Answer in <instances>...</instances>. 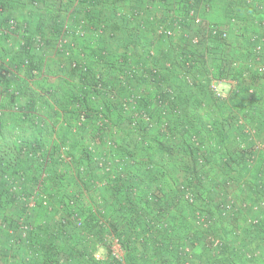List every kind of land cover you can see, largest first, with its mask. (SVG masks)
Segmentation results:
<instances>
[{
    "label": "trees",
    "instance_id": "1",
    "mask_svg": "<svg viewBox=\"0 0 264 264\" xmlns=\"http://www.w3.org/2000/svg\"><path fill=\"white\" fill-rule=\"evenodd\" d=\"M25 1L30 11L44 5L37 25L14 17L0 0V264H236L234 257L243 255L232 223L238 210L231 195L218 190L241 173L236 159L220 155L217 142L224 132L243 131V124L231 99L215 96L210 80H227L226 97L242 94V103L256 104L264 33L241 32L235 7L251 12L264 0H229L226 37L211 33L210 25L218 23L206 29L202 11L209 0H196L200 23L185 18L171 37L157 33L150 14L164 11L157 22L175 10L186 15L187 0ZM10 18L18 19L14 30ZM80 20L83 36L76 33ZM46 31L54 33L51 51L44 46ZM37 35L41 47L35 46ZM235 35L243 47L234 44ZM61 37L67 42L58 49ZM50 101L58 108L53 115ZM125 102L140 115L134 127V110ZM220 105L228 109L218 119ZM80 113L85 119L78 123ZM7 118L11 129H3ZM244 135L233 146L248 160L253 146ZM217 165L219 174L213 172ZM199 197L204 209L190 211V228L184 211ZM258 209L251 216L258 222L244 229L247 236L264 234V209ZM216 215L231 226L228 232ZM21 225L27 226L25 237ZM187 228L188 238H204V263L183 247ZM215 237L220 242L211 257L205 246ZM114 240L124 251L122 261L112 255Z\"/></svg>",
    "mask_w": 264,
    "mask_h": 264
},
{
    "label": "crops",
    "instance_id": "2",
    "mask_svg": "<svg viewBox=\"0 0 264 264\" xmlns=\"http://www.w3.org/2000/svg\"><path fill=\"white\" fill-rule=\"evenodd\" d=\"M209 1L210 5H208V7H206V5L204 6L206 10L205 8L203 9V7H201V9H203L202 12H204V24H207L206 29L209 28L208 25L211 22L218 23L219 25H223L224 27L225 24L228 23L227 20H225V16L229 11V0ZM5 2H7V6L10 7L9 12L12 15L16 16L19 20H31L30 23H33L34 25H37L39 23V19H42V15L45 14L42 10V8H44V5L40 6L41 8L38 9L32 8L30 11L25 7V0H5ZM235 9L236 12H238V27L241 32L250 30L264 33V5L262 6V8L251 10V12L247 11L246 7H243L242 5L237 6V8L235 7ZM235 38L236 40L234 44H236V46L243 47L244 44L242 42L241 35H235ZM239 50H241V48H239ZM232 53L234 54V51H232ZM236 54L238 57L243 58L240 52ZM204 59V63L206 64V66L210 67L212 63L207 58V53L205 52V50ZM254 89L255 94H257L259 98L256 99L257 101L255 105H246V103H242V101L244 100L242 94H239L237 97H226L225 94V99H231L230 107H232L233 111L238 115V118L241 120V124H243L242 127L244 129L241 127L243 131H239V129L235 128L227 132L228 134L224 132L223 140H219L217 142V149L220 152V155L228 154L232 157V159H236L239 164V170L241 173L235 182L232 181L230 185H223L219 188L220 190L222 189V192L225 191L231 195V203H234L235 210L236 208L238 210L236 219H232L233 225L238 228L237 233H241L240 237L237 240V249L240 250V246L256 250L259 248V251H256V253H260L258 258L250 262L248 260L242 259L241 257H234V260H236V264L238 263L239 259L242 260L241 264H264V259L261 255L264 252L262 251V248L260 249V241L262 240L261 237H264V234L256 232V234H253L252 238V235L248 236L249 239H251L249 240L250 243L248 245H246V243L244 242L241 243V240H248V238H246L247 235L244 232V229L247 225V223L245 222L246 218H249L254 214L253 210L250 207V204H252L253 202H259L264 209V178L261 177V174L264 173V80L261 79V81L257 85H255ZM222 99L224 100V97ZM57 109L58 108L55 106V104L50 101V103L48 104L49 114L55 113ZM227 109L228 108H225L226 111ZM216 110L217 111L215 113L218 114L217 118L221 119L219 117L222 116L223 112H226L224 110V106H216ZM57 113L62 117L60 112ZM241 132L242 134H245L243 141H245L247 144H252L253 146V151L251 153L252 155H250L248 160H246L247 158L241 154L240 150H237V148L234 149L235 144L233 140L237 139V135H240ZM217 168H214L213 172L219 174L220 166L217 165ZM241 182H244L246 184V187H242L241 185H239ZM241 204L245 205L241 207ZM216 216H218L216 220L220 223V227L222 228L223 232H228L230 226L225 227L227 221L219 215ZM231 242L235 243L232 240Z\"/></svg>",
    "mask_w": 264,
    "mask_h": 264
},
{
    "label": "built area",
    "instance_id": "3",
    "mask_svg": "<svg viewBox=\"0 0 264 264\" xmlns=\"http://www.w3.org/2000/svg\"><path fill=\"white\" fill-rule=\"evenodd\" d=\"M33 2L36 4V0H33ZM187 3L188 5L186 6V9H187V13L186 15H181V12L178 13V10H175V12H170V15L169 17L167 18V20H165L164 22H157V19H160L162 14L164 13V11H153V12H156L155 14H150V19L151 21L153 20H156V31L157 33L161 34V35H164V36H167V37H171L173 35H175V33L177 32V30L180 29V24L181 22H183L185 20V18H191L193 19V22L195 24H198L202 21V17L201 15L198 13V11L196 10V0H187ZM1 9V8H0ZM17 20L15 18H10L8 20V27L10 29H16L17 28ZM84 21L83 20H80V22H78L77 24V27H76V33L80 36H83L86 34V29L84 28ZM103 26H99L98 28L94 29V37H97L99 33H101V31L103 30ZM210 30H211V33L212 34H217L219 33L221 37H226L227 35V28L224 26H219V25H210ZM186 35V34H184ZM191 42L192 43H197L198 42V37L197 36H194V37H191ZM34 40H35V43L37 47H41L43 45V40L41 38V36L37 35L34 37ZM67 42L66 38L64 37H61V38H58V41H57V48H63V45ZM94 42H92L93 44ZM261 46L259 44H256L255 46V51L258 52L260 50ZM262 57H259V56H256L255 57V60L256 62L257 61H260ZM263 61V60H262ZM235 64V63H234ZM257 71L258 72H263L264 71V61L260 64L257 65ZM187 79L189 80V77L186 76ZM190 81V80H189ZM228 81H231V80H228ZM224 82H227V80H217L215 78H211L210 80V88L212 89V91L214 92L215 96L216 97H221L222 95L225 94V89L223 87V83ZM12 87V86H11ZM127 102V101H126ZM126 102L123 104L125 105ZM130 102H133V99L131 100L130 99ZM129 102V103H130ZM161 102V101H160ZM128 103V104H129ZM163 105V104H162ZM126 109H128L129 107L132 108L134 110L133 112V121L131 123L132 127L135 126L136 124V121L137 119L139 118V113H138V110L135 109V105H125ZM0 114H1V110H0ZM143 115V118L145 119V122H148L149 121V116H147L146 114H142ZM79 119L80 121H78V123H81L84 121L85 119V115L84 113H80L79 115ZM42 203L43 204H47L48 201H47V198L46 196L42 195ZM34 195L30 198H28V205L29 206H33L34 205ZM229 202L227 203V206L226 207H229ZM262 217V216H260ZM77 219V225H80V220L79 217H76ZM250 222H253V223H256L258 222V218L257 217H254L250 220ZM26 229H27V226L25 225H21L20 226V235L21 237H25L26 236ZM111 250H112V255L122 261L123 260V255H124V251L123 249L121 248L120 244L117 243L116 240L113 241L112 243V247H111ZM95 257L96 258H101V253H96L95 254Z\"/></svg>",
    "mask_w": 264,
    "mask_h": 264
},
{
    "label": "rangeland",
    "instance_id": "4",
    "mask_svg": "<svg viewBox=\"0 0 264 264\" xmlns=\"http://www.w3.org/2000/svg\"><path fill=\"white\" fill-rule=\"evenodd\" d=\"M29 8V7H28ZM28 10V9H27ZM14 16V15H13ZM15 17V16H14ZM17 19V18H16ZM18 20V19H17ZM20 22V21H19ZM18 32V31H17ZM18 33H20V32H18ZM45 35H44V38H45V43H44V46H47V48L46 49H48L49 51H51V47H53V45H54V33H51V32H49V31H46L45 33H44ZM176 34V33H175ZM48 46H51V47H48ZM225 98V94L224 95H222L221 97H218V98ZM228 102H230V101H228ZM116 115V114H115ZM115 115H112V118L114 119L115 118ZM6 116H9V115H6ZM8 119V118H7ZM5 119V121H4V124L2 125V126H4V128L3 129H11V125L13 124L12 123V121H10V119ZM9 121V122H8ZM1 126V125H0ZM15 128V127H14ZM16 130L18 129V128H15ZM182 159V158H181ZM181 159H177V160H181ZM182 161H184V162H189V159H184V160H182ZM187 165L189 164V163H186ZM205 168H206V166L204 167V172H205ZM204 180H206V176L204 175ZM220 191H222V190H218V193L220 192ZM86 194V193H85ZM201 194H203V195H206L207 196V199L209 200L210 198L212 199V196L210 195V193L209 192H204V190L202 189V191H201ZM219 194H221V192L219 193ZM202 195V196H203ZM218 195V194H217ZM85 197V196H84ZM4 199L5 198H1V200H3L4 201ZM205 199H206V197H205ZM204 199V200H205ZM231 199H232V197H231ZM202 200H203V198L201 197H199L194 203H193V205L192 206H188V209H186L185 211H184V214L187 216V220H188V222H189V224L187 225L188 227H190L191 228V220H193V218H192V215H191V213H190V211L192 212V211H194L195 210V212H198L199 210H203L204 209V202L202 203ZM212 201H213V199H212ZM210 201L209 200V204L211 205V204H213V202H215V201ZM256 203H258V202H253L252 204H250L251 206V209L253 210V211H255V210H258V211H260L258 208H262V205H258V204H256ZM245 204H241V207L242 206H244ZM212 206V208H213V205H211ZM229 206H230V204H229ZM181 208H182V206H181ZM213 210H214V208H213ZM261 211H264V210H261ZM177 214V213H176ZM178 215V214H177ZM184 215V216H185ZM200 216H202L201 214H200ZM200 216H198V217H200ZM197 217V218H198ZM194 219V221H196V220H198L199 221V219ZM250 218H252L251 216H250ZM250 218H246V220H245V222L247 223V225L249 224V222H250ZM202 218H200V220H201ZM230 226V225H229ZM231 227V226H230ZM190 229H183V237H186V241H184V243H185V245L183 246V247H185V249H186V252L187 251H189L190 252V254L193 256V257H195L196 259L197 258H201L200 259V262H202V263H204V253L206 252V254H207V251L205 250V248H204V246L202 245L201 246V244H204V238H202V240L200 241L201 243H199L197 240L196 241H194V239H192V238H188V236L190 235L191 236V234L188 232ZM181 236V234H178L177 235V238H179ZM246 238H248V240H241V243H246V245H248L250 242H249V240H251V239H249V237L248 236H246ZM251 238H252V236H251ZM264 237H261V241H260V249L262 248V251L264 252V239H263ZM212 242H213V244H212V246L211 247H207V246H205L206 247V249L208 250V256H211V257H213V255H211V253L212 254H214V252L212 251V250H210V249H213L212 247H215L216 245H218L219 244V242H220V239L219 238H217V237H215V238H213V240H212ZM258 243V242H257ZM240 248L242 249V253H243V255H242V259H244V260H248L249 262L250 261H254L256 258H258L259 257V255H260V253H256V251H259L258 249L256 250V249H249V248H245V247H243V246H240ZM256 248H257V246H256ZM102 252H103V249H102ZM103 254H101V256H102ZM262 255V257H263V259H264V253L263 254H261ZM237 264H241V262H240V259L238 260V263Z\"/></svg>",
    "mask_w": 264,
    "mask_h": 264
}]
</instances>
